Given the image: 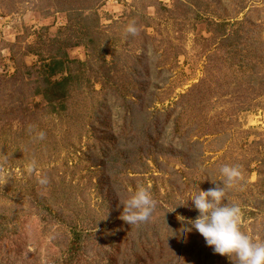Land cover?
Segmentation results:
<instances>
[{"label":"rangeland","instance_id":"rangeland-1","mask_svg":"<svg viewBox=\"0 0 264 264\" xmlns=\"http://www.w3.org/2000/svg\"><path fill=\"white\" fill-rule=\"evenodd\" d=\"M225 165L264 243V0H0V264H234L179 219Z\"/></svg>","mask_w":264,"mask_h":264},{"label":"clouds","instance_id":"clouds-1","mask_svg":"<svg viewBox=\"0 0 264 264\" xmlns=\"http://www.w3.org/2000/svg\"><path fill=\"white\" fill-rule=\"evenodd\" d=\"M126 33L136 35L137 28L135 25H128ZM44 136L45 134L40 132L37 139L43 140ZM34 167L33 162L28 170L31 172ZM220 172L223 177L222 186L216 185L207 191L199 190L182 207H188L191 201L199 213L194 220L179 217L183 223L190 225L184 230V235L187 236V233L195 229L203 237L206 246L212 248L215 254L228 257L234 264H264V243L254 242L241 230V208L228 202L227 189L243 179L242 173L238 166L228 165L223 166ZM39 183L46 185L47 177L40 178ZM225 201L227 203H224ZM122 206L120 219L128 225H137L150 220L156 208V201L151 193L141 186ZM177 209L179 208L170 209L165 213H176Z\"/></svg>","mask_w":264,"mask_h":264},{"label":"trees","instance_id":"trees-1","mask_svg":"<svg viewBox=\"0 0 264 264\" xmlns=\"http://www.w3.org/2000/svg\"><path fill=\"white\" fill-rule=\"evenodd\" d=\"M57 64L61 65L60 62H58ZM55 71H56V70H55V68H54V70H53V69L51 70V73H53V72H55ZM63 84H64V83H59V84H57V86L63 88V86H64ZM63 96H64L63 93H62V94H57V93L55 92V95H54L53 93H51V95L46 96V97H45V100H46V101L61 100Z\"/></svg>","mask_w":264,"mask_h":264}]
</instances>
